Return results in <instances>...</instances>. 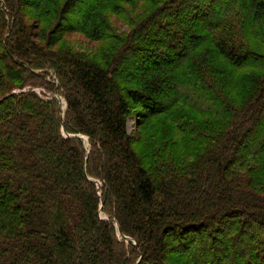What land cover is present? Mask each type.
Instances as JSON below:
<instances>
[{
	"label": "trees",
	"instance_id": "obj_1",
	"mask_svg": "<svg viewBox=\"0 0 264 264\" xmlns=\"http://www.w3.org/2000/svg\"><path fill=\"white\" fill-rule=\"evenodd\" d=\"M50 69L90 152L35 92ZM160 116L181 152L148 173L136 131ZM132 254L264 264V0H0V264Z\"/></svg>",
	"mask_w": 264,
	"mask_h": 264
},
{
	"label": "rangeland",
	"instance_id": "obj_2",
	"mask_svg": "<svg viewBox=\"0 0 264 264\" xmlns=\"http://www.w3.org/2000/svg\"><path fill=\"white\" fill-rule=\"evenodd\" d=\"M144 5V7H149V1L147 2H143L142 3ZM126 9V10H131L132 11V8L133 7H129V6H125L123 5L122 6V9ZM4 11L7 13V15L9 16L10 15V11L5 8H3ZM124 9V10H125ZM146 17L148 15H145ZM9 18L11 19V17L9 16ZM144 20V19H143ZM11 22V20H10ZM127 27V26H125ZM138 27L135 29H130L129 32H135V30H137ZM128 31V30H127ZM70 42V45L73 46L74 49H77L79 51H83L86 47V44L88 43V41L86 40V38L82 35H74L72 36V38L69 40ZM149 42V41H148ZM130 70H136L137 69V65H131L130 67ZM50 73V76L52 77V79L54 80V84L52 86V88H50V91H45V89H41L40 87H36V94L37 96L43 100V101H47V102H54V106H55V102L58 100L59 101V105H60V110L62 112V117L64 116V114H66V118L68 120V124L71 125L73 128H75V131L76 132V135H78L79 137H85L86 140H83V142L85 143V146H86V149H87V152H90L91 151V138L84 134V135H81L77 125L74 123L76 121L73 122V120L71 119L72 117V114L69 110V105H68V97H71L74 95V92H73V89L72 87H69V86H61L60 83L57 81V77H56V74L53 72L52 69H50L48 71ZM30 87V86H28ZM66 95V96H65ZM48 104V103H47ZM52 104L50 103L49 105L47 106H51ZM55 117V115H54ZM168 124H169V120L167 119V116H160L158 118H154L152 119V121L149 123V118L143 122V124H141L137 131H136V135L137 137L140 139V141L134 146V148L136 149V151L139 153V154H142V156L146 157L144 158L146 160V168L148 170V173H149V152L150 151H153V148L157 145V147H160V151L162 152H166V153H175V152H181V150H177V146L176 144L173 145V146H168L166 144V141L169 139V130H168ZM57 125V123H56ZM164 130V133L167 135L168 138H163V132ZM79 131V132H78ZM133 132L134 129H132ZM60 136L62 137L63 135L61 134V131L59 132ZM182 141V142H181ZM181 144L183 143H186L185 141V137L181 138ZM180 142L178 143V148H179V145H180ZM87 166V163L85 164V167ZM151 171V169H150ZM89 179H92L89 177ZM101 180V184L97 182L98 185H102V189H101V193L104 195L106 192L104 191L105 190V184H104V180L103 179H99ZM100 194V192H99ZM98 194V195H99ZM101 218H109L107 216V214L103 211V213L101 214ZM114 225V229L116 230V223L113 224ZM115 237L119 238L118 240H121L122 237L120 234H117L115 233ZM116 238V239H117ZM127 242V241H126ZM136 254H132L131 255V259L129 261V263L131 264H138L139 263V260H140V257L137 258V260H135V262H131L134 260V258L136 257L135 256Z\"/></svg>",
	"mask_w": 264,
	"mask_h": 264
},
{
	"label": "water",
	"instance_id": "obj_3",
	"mask_svg": "<svg viewBox=\"0 0 264 264\" xmlns=\"http://www.w3.org/2000/svg\"><path fill=\"white\" fill-rule=\"evenodd\" d=\"M26 90H24V91H22V92H25ZM16 93H18V92H16ZM70 136H73V135H70ZM79 137V136H78ZM81 139L83 140V136L81 137ZM116 227H117V229L119 228V226H118V224L116 223Z\"/></svg>",
	"mask_w": 264,
	"mask_h": 264
},
{
	"label": "bare ground",
	"instance_id": "obj_4",
	"mask_svg": "<svg viewBox=\"0 0 264 264\" xmlns=\"http://www.w3.org/2000/svg\"><path fill=\"white\" fill-rule=\"evenodd\" d=\"M83 140H86V138H85V137H83Z\"/></svg>",
	"mask_w": 264,
	"mask_h": 264
}]
</instances>
